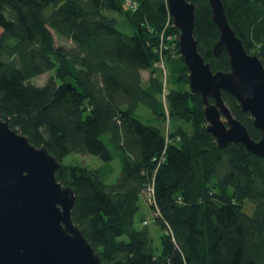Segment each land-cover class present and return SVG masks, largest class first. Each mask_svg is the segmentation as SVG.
Listing matches in <instances>:
<instances>
[{
	"label": "trees",
	"instance_id": "obj_1",
	"mask_svg": "<svg viewBox=\"0 0 264 264\" xmlns=\"http://www.w3.org/2000/svg\"><path fill=\"white\" fill-rule=\"evenodd\" d=\"M186 1L195 5L200 55L213 72L228 71V54L212 52L219 31L208 0ZM222 2L245 50L264 67V0ZM106 12L124 18L134 34L118 31ZM171 24L165 0H0L1 116L61 164L57 181L75 190L73 222L102 262L264 264V158L241 144L219 149L206 131L204 105L188 89L178 40H166L178 35ZM53 34L72 46H56ZM162 43H174L176 56L170 49L161 55ZM160 55L169 72L164 102ZM49 72L44 85L31 83ZM222 98L259 140L251 116L228 92ZM140 106L153 115L148 124L135 116ZM167 121L191 132L179 125L165 133ZM70 154L102 164H65ZM115 161L120 172L110 182ZM149 189L147 203L161 230L158 249L148 227L137 226L147 223L137 214Z\"/></svg>",
	"mask_w": 264,
	"mask_h": 264
},
{
	"label": "water",
	"instance_id": "obj_2",
	"mask_svg": "<svg viewBox=\"0 0 264 264\" xmlns=\"http://www.w3.org/2000/svg\"><path fill=\"white\" fill-rule=\"evenodd\" d=\"M165 1L188 70V89L204 105L206 131L219 149L241 144L264 158V67L260 59L245 50L227 20L222 0H208L211 20L219 31L213 55L224 50L229 57L228 71L213 72L194 38L195 5L186 0ZM222 91L251 116L261 133L259 140H253L234 118ZM60 168L44 146L31 144L0 113V264H107L73 222L75 190L57 181Z\"/></svg>",
	"mask_w": 264,
	"mask_h": 264
},
{
	"label": "rangeland",
	"instance_id": "obj_3",
	"mask_svg": "<svg viewBox=\"0 0 264 264\" xmlns=\"http://www.w3.org/2000/svg\"><path fill=\"white\" fill-rule=\"evenodd\" d=\"M106 14L108 16H113L116 18L117 23H116V28L118 29V31L127 34V35H133L134 31L133 29L129 26V24L124 20V18H122L121 16H118L115 13H111V12H106ZM54 37V42L56 46L62 45L65 47H71L72 44L64 39L58 38L55 34H53ZM178 38V35L176 36ZM164 82H163V86H164V90H163V96L161 95V100L164 102V96L166 94L167 89L169 88V83L168 82V78H169V72L166 69V66L164 64ZM53 74V72H49L43 75H40L38 77H35L33 79H31V83L34 85H38V86H42L46 83L47 79ZM148 79V73L144 72L142 73V80H143V84H146V81ZM140 121H142L145 124H148L149 122H151L152 120V113L151 111L144 107V106H140L139 109L136 112L135 115ZM224 120V119H223ZM181 125L185 130H187L189 133L191 132V127L187 124L184 123H180V122H171L168 124V121L166 123L163 124V130L166 133V130L169 128V130H174V128H176L177 126ZM63 162L65 164H69V163H74V164H80L83 166H87L90 168H97L99 167L102 162L95 156L92 155H79V154H70L68 155L66 158H64ZM114 168H115V173H114V178L110 181V182H114L115 179L117 178V176L119 175L120 172V164L118 161L113 162ZM148 199L149 196L148 194L146 195H140L139 197V212L137 214V218H144L147 223L145 224V222L143 221L141 222H137V226L141 227L146 225L149 229L150 232V237L152 240V244L153 247L155 249H158L160 247V234H161V230L160 228L155 224L154 222V215L148 205ZM250 210V208H249Z\"/></svg>",
	"mask_w": 264,
	"mask_h": 264
},
{
	"label": "built area",
	"instance_id": "obj_4",
	"mask_svg": "<svg viewBox=\"0 0 264 264\" xmlns=\"http://www.w3.org/2000/svg\"><path fill=\"white\" fill-rule=\"evenodd\" d=\"M127 5H128V7H131V8H133L134 6L128 1L127 2ZM133 6V7H132ZM172 26H173V23L171 24ZM167 27H169V22H167L166 23V25H165V29L167 28ZM164 32V31H163ZM173 39H178L176 36H174V35H172V34H170L169 36H167L166 37V40H173ZM163 40V33H162V35H161V41ZM174 46H175V44L174 43H172L171 45H170V47H168V46H164V44L162 43V45L160 46V48H159V52H160V54L162 55V52L164 51V50H169L170 49V51L172 52V54H174V57L176 56V53L175 52H173L171 49H173L174 48ZM160 55V58H159V60H158V62H157V64H156V66L157 67H159L160 69H162V71H163V74H164V60H163V58H162V56ZM149 192H148V196H149V199H148V202H149V204L150 203H152V200H151V189H149L148 190ZM145 224H146V222H145Z\"/></svg>",
	"mask_w": 264,
	"mask_h": 264
},
{
	"label": "bare ground",
	"instance_id": "obj_5",
	"mask_svg": "<svg viewBox=\"0 0 264 264\" xmlns=\"http://www.w3.org/2000/svg\"><path fill=\"white\" fill-rule=\"evenodd\" d=\"M164 58H165V57H164ZM166 59H167V58H166ZM168 59H169V58H168ZM168 59H167V60H168ZM166 63H167V62H166Z\"/></svg>",
	"mask_w": 264,
	"mask_h": 264
},
{
	"label": "crops",
	"instance_id": "obj_6",
	"mask_svg": "<svg viewBox=\"0 0 264 264\" xmlns=\"http://www.w3.org/2000/svg\"><path fill=\"white\" fill-rule=\"evenodd\" d=\"M142 73H144V72H142Z\"/></svg>",
	"mask_w": 264,
	"mask_h": 264
}]
</instances>
